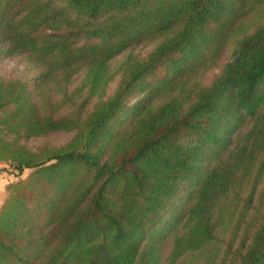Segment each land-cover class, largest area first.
I'll return each mask as SVG.
<instances>
[{"label": "trees", "instance_id": "16d2710c", "mask_svg": "<svg viewBox=\"0 0 264 264\" xmlns=\"http://www.w3.org/2000/svg\"><path fill=\"white\" fill-rule=\"evenodd\" d=\"M18 57L0 264H264V0H0Z\"/></svg>", "mask_w": 264, "mask_h": 264}, {"label": "rangeland", "instance_id": "374dc122", "mask_svg": "<svg viewBox=\"0 0 264 264\" xmlns=\"http://www.w3.org/2000/svg\"><path fill=\"white\" fill-rule=\"evenodd\" d=\"M231 54V49L226 48L221 53V57L218 61L219 64L224 63ZM123 57L118 58L117 60H121ZM219 68H213L206 74V81H209L215 73H217ZM0 73L8 76H22L29 73V69H27V62L23 58H13V59H5L0 62ZM35 72H33L34 74ZM32 74V75H33ZM114 86V85H113ZM69 135L67 133H57L53 135L52 140L57 143H62L68 139ZM30 170H26L22 175V178L28 176L30 174ZM20 179L19 176L16 175L15 171L11 168L8 163L0 161V208L5 201V198L8 194V186L16 182Z\"/></svg>", "mask_w": 264, "mask_h": 264}]
</instances>
